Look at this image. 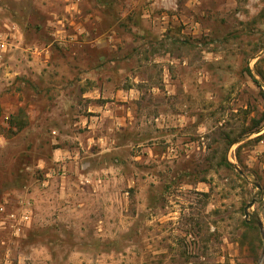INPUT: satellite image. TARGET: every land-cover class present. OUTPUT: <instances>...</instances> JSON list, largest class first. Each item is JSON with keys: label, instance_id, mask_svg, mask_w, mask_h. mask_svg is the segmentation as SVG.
Here are the masks:
<instances>
[{"label": "rangeland", "instance_id": "rangeland-1", "mask_svg": "<svg viewBox=\"0 0 264 264\" xmlns=\"http://www.w3.org/2000/svg\"><path fill=\"white\" fill-rule=\"evenodd\" d=\"M2 41L0 264H264V0H0Z\"/></svg>", "mask_w": 264, "mask_h": 264}, {"label": "built area", "instance_id": "built-area-1", "mask_svg": "<svg viewBox=\"0 0 264 264\" xmlns=\"http://www.w3.org/2000/svg\"><path fill=\"white\" fill-rule=\"evenodd\" d=\"M0 45H1V47H4V42L2 41V42H0ZM0 211L2 212L3 211V207L2 206H0ZM30 214H31V210H30V208H24L22 211H21V213H20V215H16V214H14V213H8L7 214V218L8 219H11V220H13V221H15L16 222V220L18 221V223H16V224H22V223H24V224H27V223H29V221H30ZM1 225L3 226V227H5V224H6V222H5V220H2L1 222Z\"/></svg>", "mask_w": 264, "mask_h": 264}, {"label": "trees", "instance_id": "trees-1", "mask_svg": "<svg viewBox=\"0 0 264 264\" xmlns=\"http://www.w3.org/2000/svg\"><path fill=\"white\" fill-rule=\"evenodd\" d=\"M263 135H264V134H260V135L258 136V137H260L259 139H262Z\"/></svg>", "mask_w": 264, "mask_h": 264}, {"label": "water", "instance_id": "water-1", "mask_svg": "<svg viewBox=\"0 0 264 264\" xmlns=\"http://www.w3.org/2000/svg\"><path fill=\"white\" fill-rule=\"evenodd\" d=\"M258 224H259V226H261V222H259Z\"/></svg>", "mask_w": 264, "mask_h": 264}, {"label": "crops", "instance_id": "crops-1", "mask_svg": "<svg viewBox=\"0 0 264 264\" xmlns=\"http://www.w3.org/2000/svg\"><path fill=\"white\" fill-rule=\"evenodd\" d=\"M259 133V132H258ZM260 135V134H259ZM59 151V150H58Z\"/></svg>", "mask_w": 264, "mask_h": 264}]
</instances>
